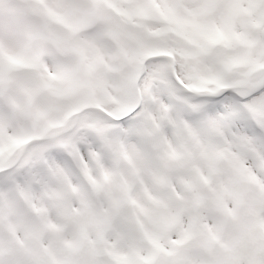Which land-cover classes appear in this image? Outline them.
Returning a JSON list of instances; mask_svg holds the SVG:
<instances>
[{
    "label": "snow or ice",
    "instance_id": "6c2138e0",
    "mask_svg": "<svg viewBox=\"0 0 264 264\" xmlns=\"http://www.w3.org/2000/svg\"><path fill=\"white\" fill-rule=\"evenodd\" d=\"M0 264H264V0H0Z\"/></svg>",
    "mask_w": 264,
    "mask_h": 264
}]
</instances>
